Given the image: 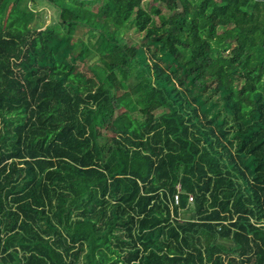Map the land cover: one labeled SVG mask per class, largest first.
Listing matches in <instances>:
<instances>
[{"label":"trees","instance_id":"16d2710c","mask_svg":"<svg viewBox=\"0 0 264 264\" xmlns=\"http://www.w3.org/2000/svg\"><path fill=\"white\" fill-rule=\"evenodd\" d=\"M3 1L0 264H264V0Z\"/></svg>","mask_w":264,"mask_h":264},{"label":"crops","instance_id":"0c3cea01","mask_svg":"<svg viewBox=\"0 0 264 264\" xmlns=\"http://www.w3.org/2000/svg\"><path fill=\"white\" fill-rule=\"evenodd\" d=\"M67 2V0H63ZM151 2V4H149ZM6 0H4L1 4V7H5L4 14L2 16L3 21H8L7 12L11 9L13 3H8L7 6L5 5ZM147 3V4H146ZM155 6L152 0H143V6L147 8V6ZM85 7H88L87 4H84ZM93 6V5H92ZM92 6L89 4V8L92 9ZM16 9L19 10V13L22 14L21 18L19 19L22 27L27 26L30 28L31 31L41 32L45 28L50 25H53L55 20L57 19L56 9L49 5L47 2L43 0H19L15 3ZM94 7V6H93ZM96 7V6H95ZM50 9V10H49ZM95 9V8H94ZM45 10L49 11V14L44 12ZM54 20H52V18ZM49 18V23L45 25L44 21H47ZM6 25V23H5ZM79 31V36H76V32ZM74 39L77 38L79 42L83 44L94 42L97 38L96 33H92L91 35L86 34L85 28L78 27L77 30L74 31ZM94 38H92V37ZM89 39V40H88ZM88 40V41H87ZM97 50V48H95Z\"/></svg>","mask_w":264,"mask_h":264},{"label":"rangeland","instance_id":"374dc122","mask_svg":"<svg viewBox=\"0 0 264 264\" xmlns=\"http://www.w3.org/2000/svg\"><path fill=\"white\" fill-rule=\"evenodd\" d=\"M65 2V1H64ZM66 3V2H65ZM147 4V3H146ZM149 4H151V2L149 3ZM152 6V5H151ZM89 7V6H88ZM56 9V8H55ZM50 10V9H49ZM57 11H58V9H56V12L55 13H57ZM44 12H46L47 14H49V11H47V10H45ZM52 18V20H54L53 19V17H51ZM57 19H59L58 17H57ZM44 23H45V25H46V23H47V25H48V23H49V18L47 19V21H44ZM64 31L62 30V31H60V34L61 33H63ZM76 36H79V31H77L76 32V34H75ZM128 35L130 36V38L136 43H138L139 41H140V37L139 36H137V35H132V33L131 32H128ZM92 37V36H91ZM92 38H94V37H92ZM94 42H95V40H94ZM94 42H91L90 44H93ZM95 48H97V47H94V48H92V46H89V49H95ZM100 48H102V43H100V45L98 46V49L97 50H95L94 52H95V54L96 53H98V51L100 50ZM88 60L89 61H91L92 59H93V53L91 52L90 54H88ZM86 58V59H87ZM106 130H110V131H113V128L110 126L109 127V125L107 126L106 125ZM109 135V134H108ZM180 216L181 217H186V213H184V212H182V213H180Z\"/></svg>","mask_w":264,"mask_h":264},{"label":"built area","instance_id":"2783aa9c","mask_svg":"<svg viewBox=\"0 0 264 264\" xmlns=\"http://www.w3.org/2000/svg\"><path fill=\"white\" fill-rule=\"evenodd\" d=\"M189 199H190V200H192V198H191V197H190Z\"/></svg>","mask_w":264,"mask_h":264}]
</instances>
